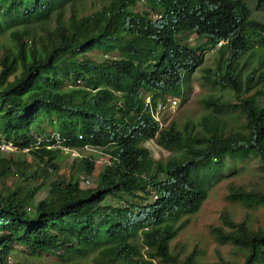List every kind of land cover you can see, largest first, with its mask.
Returning a JSON list of instances; mask_svg holds the SVG:
<instances>
[{"label": "trees", "instance_id": "obj_1", "mask_svg": "<svg viewBox=\"0 0 264 264\" xmlns=\"http://www.w3.org/2000/svg\"><path fill=\"white\" fill-rule=\"evenodd\" d=\"M85 2L0 0V38L8 39L0 43V138L40 164L36 171L0 152V179L14 178L0 188V264L14 245L63 264L90 255L93 264H196L195 252L180 260L170 243L225 169L255 160L263 184H231L226 199L247 211L264 207V21L246 0H101L88 13ZM190 34L203 43L189 45ZM221 40L214 67L202 68L212 90L201 100L206 113L160 128L145 97L154 107L187 100L203 52ZM95 51L101 59L89 56ZM52 133L63 147L108 155L95 186L80 177L93 174L90 157L75 160L68 176L58 172ZM148 140L168 157L153 158ZM47 175V196L31 208L41 186L33 180ZM220 219L210 227L215 240L243 264L264 263V220Z\"/></svg>", "mask_w": 264, "mask_h": 264}, {"label": "rangeland", "instance_id": "obj_2", "mask_svg": "<svg viewBox=\"0 0 264 264\" xmlns=\"http://www.w3.org/2000/svg\"><path fill=\"white\" fill-rule=\"evenodd\" d=\"M248 5L252 8V16L256 19L264 21V7H256L254 0H246ZM101 0H86L85 11L88 13L91 10H96L100 6ZM141 8V5H138ZM8 39L4 36L0 38L1 42H6ZM204 40H198L195 34L187 36V42L189 45L201 44ZM219 45L215 48H210L204 51V62L202 66L197 69L191 77L190 86L188 89V98L185 101H177V105L168 107L163 114L161 123L168 125L172 120L177 122H183L188 118L197 120L206 110L201 104L202 98L211 93L212 90L208 87V84L202 81V68H213L215 62L218 60L217 50ZM91 58L101 59L99 52H92L89 54ZM252 92V91H251ZM251 94V93H250ZM225 97L234 100V96L230 92H225ZM144 145L150 150L153 158L166 159L170 152L161 146H159L154 140H149ZM8 156L19 158L27 162V164L39 171V160L34 158L30 153H6ZM80 156L90 157L95 160V166L93 174L88 180L85 178L82 181L83 186L89 185L95 186L97 183L96 174L102 169L106 163L103 151L100 149H81L70 150L61 148V151L57 157L58 172L62 175L68 176L70 171H73L72 165L75 160L81 158ZM231 167V164L229 165ZM238 172L228 173V169H225L224 176L215 182L209 189L208 196L203 202L200 210L188 217V222L185 227L179 232L177 237L171 241L170 249L172 253L178 254V259L183 260L189 253L195 252L196 264H224L225 262L231 264H243V256L235 253V249L230 244H219L213 235L210 233L211 226H218L221 224L220 216L222 213H229L235 221H241L248 216L252 219L254 225L263 223L264 220V207H259L247 211L241 204L231 202L226 199L229 193L230 185L241 186L246 190L254 187L260 188L263 184V180L257 170V162L250 160L244 164L236 165ZM75 170V169H74ZM53 174V170L49 171ZM82 177V174H80ZM52 176L47 175L38 177L33 180L35 186L41 184L39 191L34 196L33 200L29 202L30 207L35 206V202L47 196L48 189L52 183ZM14 181L13 177L0 179V188L4 183L6 186L10 185ZM15 249L10 254V262L6 264H63L61 260L53 253H41L39 255L31 254L28 250L21 246L14 245ZM146 248H143L142 253H145ZM93 256L90 255L85 259H76L82 264H93ZM153 264H164L161 261L154 259ZM259 264V263H258ZM260 264H264L260 262Z\"/></svg>", "mask_w": 264, "mask_h": 264}, {"label": "clouds", "instance_id": "obj_3", "mask_svg": "<svg viewBox=\"0 0 264 264\" xmlns=\"http://www.w3.org/2000/svg\"><path fill=\"white\" fill-rule=\"evenodd\" d=\"M252 9V8H251ZM253 17V16H252ZM254 18V17H253ZM203 43V42H202ZM225 44V41H223V40H221V41H219L218 43H217V45H216V47L219 45V47H221V46H223ZM215 48V47H214ZM207 49H210L209 47L207 48ZM207 49H205V50H207ZM204 53V52H203ZM147 97H149L150 99H151V96L150 95H148V96H146L145 97V100H146V98ZM179 98L180 97H177V96H173V97H167V99L165 100V101H160V100H158V103L159 102H161V103H163L164 105H165V109L162 111V113L160 114V122H158V125H159V127L161 128V127H163V126H165V125H163L162 123H161V120L163 119V114L165 113V111L167 110V108L168 107H172V106H175V105H177V101H179ZM172 100H175V105H173L172 104ZM181 100V99H180ZM146 108V107H145ZM52 136H54L53 138H52ZM51 138H50V140H52V139H54L55 140V143L54 144H52V147L53 148H59L60 150H61V148H65V149H70V150H76V149H71V148H67V147H63V146H61V142H60V140H59V137L57 136V134H55V133H52L51 134V136H50ZM1 139H3V138H0V140ZM3 140H5V139H3ZM5 141H7V142H11L16 148H17V150H14V151H0V152H13V153H15V152H27L29 149L28 148H24V149H18V147L12 142V141H10V140H5ZM149 141V140H148ZM84 148L85 149H96V150H98L99 148H96V147H91V146H84ZM83 148V149H84ZM26 150V151H25ZM100 150V149H99ZM103 155H104V158H105V160L104 161H106V163L103 165V166H105V165H110L111 164V161L109 160V157H108V155H106L105 153H103ZM80 157H84V156H80ZM89 158V157H88ZM108 162V163H107ZM229 173V172H228ZM224 174H225V172H224ZM224 174H223V176H224ZM81 179H82V181H83V179L84 178H82L81 177ZM208 193H209V191H208ZM154 195H156V194H154ZM208 196V195H207ZM156 198H157V195H156ZM206 200V199H205ZM196 214V213H195ZM194 215V214H193ZM145 258H147L146 256H144ZM152 261L154 260V259H151ZM7 262H10V256L7 258ZM154 262V261H153Z\"/></svg>", "mask_w": 264, "mask_h": 264}, {"label": "built area", "instance_id": "obj_4", "mask_svg": "<svg viewBox=\"0 0 264 264\" xmlns=\"http://www.w3.org/2000/svg\"><path fill=\"white\" fill-rule=\"evenodd\" d=\"M175 103H176L175 100H172V104L175 105ZM145 107H146V109L149 110V112L151 113V116L156 121L160 122V114L165 109V105L163 103L159 102V103H157V106L154 107L152 105L151 99L149 97H147L145 100ZM53 137L54 136H52V138ZM14 150H17V148L11 142H7L3 139L0 140V151H14ZM151 195H153V194H151ZM152 198L155 199L156 195H153Z\"/></svg>", "mask_w": 264, "mask_h": 264}]
</instances>
